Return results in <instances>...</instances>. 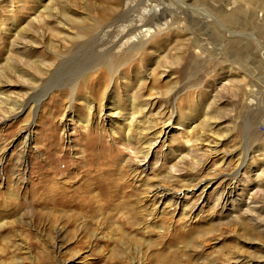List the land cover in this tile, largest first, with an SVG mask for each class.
I'll return each mask as SVG.
<instances>
[{
    "label": "rangeland",
    "instance_id": "rangeland-1",
    "mask_svg": "<svg viewBox=\"0 0 264 264\" xmlns=\"http://www.w3.org/2000/svg\"><path fill=\"white\" fill-rule=\"evenodd\" d=\"M263 123L264 0H0V264H264Z\"/></svg>",
    "mask_w": 264,
    "mask_h": 264
},
{
    "label": "bare ground",
    "instance_id": "bare-ground-1",
    "mask_svg": "<svg viewBox=\"0 0 264 264\" xmlns=\"http://www.w3.org/2000/svg\"><path fill=\"white\" fill-rule=\"evenodd\" d=\"M203 44V43H202ZM196 48H198V47H196ZM203 52V51H202ZM196 53L198 54V53H200V51H196ZM74 91H75V87L72 89V95L70 96V98H69V101H70V108H71V104L73 103V100H74ZM89 108V110H91L92 109V107H88ZM132 123V122H131ZM149 153H150V150H149V152L146 154L147 156L149 155ZM59 195V194H58Z\"/></svg>",
    "mask_w": 264,
    "mask_h": 264
},
{
    "label": "built area",
    "instance_id": "built-area-1",
    "mask_svg": "<svg viewBox=\"0 0 264 264\" xmlns=\"http://www.w3.org/2000/svg\"><path fill=\"white\" fill-rule=\"evenodd\" d=\"M262 131H263V133H264V123H263V125H262Z\"/></svg>",
    "mask_w": 264,
    "mask_h": 264
}]
</instances>
